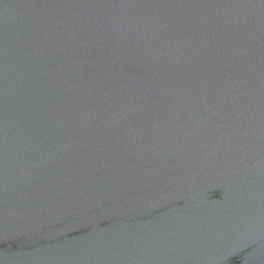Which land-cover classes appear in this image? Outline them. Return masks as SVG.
I'll return each instance as SVG.
<instances>
[{
    "label": "water",
    "instance_id": "95a60500",
    "mask_svg": "<svg viewBox=\"0 0 264 264\" xmlns=\"http://www.w3.org/2000/svg\"><path fill=\"white\" fill-rule=\"evenodd\" d=\"M0 264H264V0H0Z\"/></svg>",
    "mask_w": 264,
    "mask_h": 264
}]
</instances>
